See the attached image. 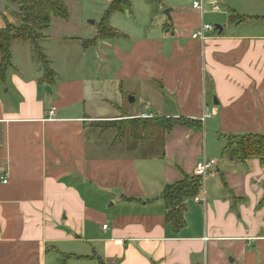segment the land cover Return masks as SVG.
<instances>
[{
  "label": "crops",
  "instance_id": "crops-1",
  "mask_svg": "<svg viewBox=\"0 0 264 264\" xmlns=\"http://www.w3.org/2000/svg\"><path fill=\"white\" fill-rule=\"evenodd\" d=\"M193 1L131 0L110 19L119 39H97L95 22L71 33L54 17L40 41L47 68L31 43L11 45L0 264H264V164L223 154L224 135H264V0H204L202 14ZM1 2L0 29L19 27L18 6ZM232 12L244 20L230 22ZM202 24L215 27L204 42ZM126 119L202 128L135 136ZM204 157L216 165L175 231L164 188L197 177Z\"/></svg>",
  "mask_w": 264,
  "mask_h": 264
},
{
  "label": "trees",
  "instance_id": "trees-1",
  "mask_svg": "<svg viewBox=\"0 0 264 264\" xmlns=\"http://www.w3.org/2000/svg\"><path fill=\"white\" fill-rule=\"evenodd\" d=\"M8 3L18 6L19 12L16 14V17L21 21V25L15 27L8 24L5 29H0V79L5 77L6 72L12 66L10 50L11 45L15 42L31 43L34 46L38 61L42 62L43 66L47 68L48 62L39 47V42L46 38L44 34L50 30L54 17L63 20L69 19V9L64 0H8ZM130 8L131 0H114L98 25L97 39L122 38L123 35L111 27L110 19L114 14L122 13ZM230 18V22L244 20V18L235 15L234 12L231 13ZM96 40L88 42L86 45H93ZM143 121L141 124L145 127L154 124L167 130H171L175 125L194 127L196 129L202 128L198 122L184 119H152ZM223 139L225 141L223 152L225 156L242 160L254 157L260 159L264 164V135H224ZM200 181L199 177H185L182 181L167 185L164 188L162 199L166 205V221L172 225L175 231L185 228V202L198 195L201 189Z\"/></svg>",
  "mask_w": 264,
  "mask_h": 264
},
{
  "label": "rangeland",
  "instance_id": "rangeland-1",
  "mask_svg": "<svg viewBox=\"0 0 264 264\" xmlns=\"http://www.w3.org/2000/svg\"><path fill=\"white\" fill-rule=\"evenodd\" d=\"M105 1L106 0H66V5L69 9V19L66 21H68L70 23L71 27H69V29L71 30V33H76L77 31L75 32V30H73V29H77V28L79 29L80 24L89 25V23L95 22V25H93L92 27L96 28V26L99 25V23L102 20L101 13H102V10L105 8V3H106ZM1 4H2V8L5 9L6 7H8V0H6V1L2 0ZM104 15H105V13L103 14V17H104ZM41 46H42V43L40 42L39 47H41ZM32 49H33L32 50L33 54L35 55L36 60L38 61L35 50H34V46L32 47ZM41 51L43 53L42 49H41ZM43 54L45 56V53H43ZM45 58L47 61H49L48 57L45 56ZM39 66L44 67L42 62H39ZM150 122L152 123V121H150ZM119 123L126 125V127H125L126 129H127V127L132 128V131H133L135 136L138 134L139 135L149 134L150 130H152L151 127L154 126V124H153V125H150L148 127H145L142 124H140L139 122L135 123V121H133V119L132 120L126 119L125 121L119 122ZM105 124L112 125V124H118V123L113 122V123H105ZM127 124H129V125H127Z\"/></svg>",
  "mask_w": 264,
  "mask_h": 264
},
{
  "label": "built area",
  "instance_id": "built-area-1",
  "mask_svg": "<svg viewBox=\"0 0 264 264\" xmlns=\"http://www.w3.org/2000/svg\"><path fill=\"white\" fill-rule=\"evenodd\" d=\"M192 7L202 14L204 10V0H194L192 3ZM214 31H215L214 26L208 25V24H202V26L196 32V35L199 40L204 42L207 38L208 33L214 32ZM56 112H57V109L55 107L51 108L48 114V118L51 120H54L56 118ZM215 165H216V162L214 160H207L205 157L202 158L201 162L197 164L196 175L197 177L201 179L202 187L206 186L207 179L210 176ZM196 201L202 202V204L204 205L206 204L205 196L202 198L197 197ZM103 228L106 229L107 226H104Z\"/></svg>",
  "mask_w": 264,
  "mask_h": 264
},
{
  "label": "water",
  "instance_id": "water-1",
  "mask_svg": "<svg viewBox=\"0 0 264 264\" xmlns=\"http://www.w3.org/2000/svg\"><path fill=\"white\" fill-rule=\"evenodd\" d=\"M166 14H169V12L168 11H166ZM94 22H91V24H93ZM44 91L46 92V93H49V92H51V88H50V86H45V89H44Z\"/></svg>",
  "mask_w": 264,
  "mask_h": 264
}]
</instances>
